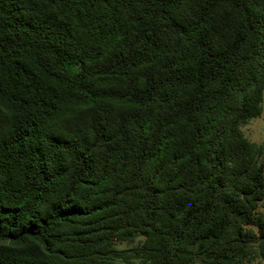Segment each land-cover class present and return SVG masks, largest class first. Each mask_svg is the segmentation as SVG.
Listing matches in <instances>:
<instances>
[{
    "label": "trees",
    "instance_id": "16d2710c",
    "mask_svg": "<svg viewBox=\"0 0 264 264\" xmlns=\"http://www.w3.org/2000/svg\"><path fill=\"white\" fill-rule=\"evenodd\" d=\"M263 94L264 0H0V264H255Z\"/></svg>",
    "mask_w": 264,
    "mask_h": 264
},
{
    "label": "rangeland",
    "instance_id": "374dc122",
    "mask_svg": "<svg viewBox=\"0 0 264 264\" xmlns=\"http://www.w3.org/2000/svg\"><path fill=\"white\" fill-rule=\"evenodd\" d=\"M262 110L261 114L253 119H250L247 123L241 126V130L244 136L262 147V154L259 157V161L264 164V94L262 99ZM259 213L264 218V204H260L258 207ZM142 240L141 236H136L132 242H121L117 243L116 247L118 248H130ZM255 264H264V258L255 257L253 259Z\"/></svg>",
    "mask_w": 264,
    "mask_h": 264
}]
</instances>
